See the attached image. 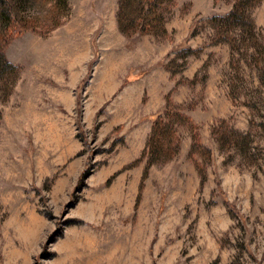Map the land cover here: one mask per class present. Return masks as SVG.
Wrapping results in <instances>:
<instances>
[{"label":"rangeland","instance_id":"rangeland-1","mask_svg":"<svg viewBox=\"0 0 264 264\" xmlns=\"http://www.w3.org/2000/svg\"><path fill=\"white\" fill-rule=\"evenodd\" d=\"M67 1L10 6L0 264H264V0H165L143 34ZM238 2L252 27L216 19Z\"/></svg>","mask_w":264,"mask_h":264},{"label":"trees","instance_id":"trees-1","mask_svg":"<svg viewBox=\"0 0 264 264\" xmlns=\"http://www.w3.org/2000/svg\"><path fill=\"white\" fill-rule=\"evenodd\" d=\"M3 1L4 0H0V13L3 9H5L7 18L10 21L8 27L10 28V32L7 34L0 33V80H2L8 72L13 73L14 78L18 74V66L9 60L4 51V46L14 36L20 34L24 29L28 28V26L24 23L25 19L18 14V10L16 8L11 9L10 7L14 6L15 0L5 3V7L2 4ZM58 1L68 5L67 0ZM164 1L165 0H118L117 18L120 30L126 34H143L157 28H162L163 13L161 9L158 8L162 6ZM238 17L243 18V21L241 20L242 25L243 22H249L250 19L248 11L246 12V9H244V4L242 5V2H238L229 13L218 16L216 19L221 22H227ZM250 22L249 25L252 27L254 25L253 20L251 19ZM162 123L164 122L159 117L154 120L148 146L155 145V143H157L156 146L159 145V149H161L164 145L171 146L170 137L166 135L165 131H163ZM170 155L171 154H169L168 157Z\"/></svg>","mask_w":264,"mask_h":264},{"label":"crops","instance_id":"crops-1","mask_svg":"<svg viewBox=\"0 0 264 264\" xmlns=\"http://www.w3.org/2000/svg\"><path fill=\"white\" fill-rule=\"evenodd\" d=\"M117 2H118V0H117Z\"/></svg>","mask_w":264,"mask_h":264}]
</instances>
